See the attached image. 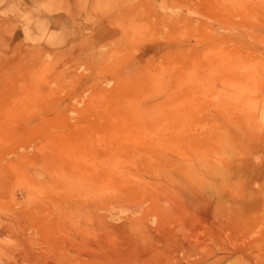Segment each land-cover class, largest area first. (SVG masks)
<instances>
[{
  "label": "rangeland",
  "instance_id": "374dc122",
  "mask_svg": "<svg viewBox=\"0 0 264 264\" xmlns=\"http://www.w3.org/2000/svg\"><path fill=\"white\" fill-rule=\"evenodd\" d=\"M0 224V264H264V0H0Z\"/></svg>",
  "mask_w": 264,
  "mask_h": 264
},
{
  "label": "bare ground",
  "instance_id": "6f19581e",
  "mask_svg": "<svg viewBox=\"0 0 264 264\" xmlns=\"http://www.w3.org/2000/svg\"><path fill=\"white\" fill-rule=\"evenodd\" d=\"M194 183V182H193ZM203 185H205V184H203ZM202 185V186H203ZM196 187V186H195ZM204 187V186H203ZM239 191V190H238ZM237 194V193H236ZM227 196V195H226ZM227 198H228V196H227ZM217 202V201H216ZM242 205V204H241ZM238 206V205H237ZM241 207V206H240ZM221 208V207H220ZM223 208V207H222ZM226 208V207H225ZM221 210V209H220ZM226 210V209H225ZM230 211V210H229ZM246 211V210H245ZM249 211V210H248ZM221 212V211H220ZM233 212V211H232ZM244 212V211H243ZM238 213H240V212H238ZM247 215V214H246ZM258 215H259V213H258ZM223 216V215H222ZM247 216H249V215H247ZM238 217V216H237ZM226 218V217H225ZM249 218V217H248ZM253 218H255V217H253ZM230 219V218H229ZM249 219H252L251 217L249 218ZM223 220V219H222ZM248 220V219H247ZM246 220V221H247ZM254 220V219H253ZM217 222H219V221H217ZM242 222H243V220H242ZM223 223V222H222ZM222 223H219L220 225L222 224ZM218 224V225H219ZM233 224V223H232ZM237 224H238V222H237ZM161 225V223L159 224V226ZM240 225V224H239ZM253 225V224H252ZM251 225V226H252ZM235 226V225H234ZM253 226H256V225H253ZM221 229H222V225H221ZM4 232H7V228L4 226V225H2V224H0V236L1 235H6ZM256 232V231H255ZM260 233V232H259ZM253 235H254V233H252ZM252 234H250L252 237H253V235ZM250 235H249V237H250ZM241 246V245H240ZM257 246H255V248H256ZM264 247V246H263ZM261 248V247H260ZM259 250V249H258ZM257 251V250H256ZM154 253H155V251L154 250H152V251H150V252H147V253H144V254H139V255H137V256H134V258H132V259H129V261H132L131 263H129V264H144V263H147L153 256H154ZM240 254V253H239ZM12 255H14V254H12V250L11 249H9L8 247H5V246H3L2 245V243H1V241H0V258L2 257V258H4V259H8L10 256H12ZM211 257V256H210ZM240 257H241V255H240ZM4 259H1V260H4ZM255 259V258H254ZM241 260V259H240ZM262 260V259H261ZM206 261V260H205ZM8 262V261H7ZM218 262V258H216L215 259V261H207V262H204L203 264H216ZM244 262V261H243ZM249 262V261H248ZM247 262V263H248ZM6 263V262H5ZM246 263V262H245ZM244 263V264H245ZM126 264H128V263H126ZM250 264V263H249Z\"/></svg>",
  "mask_w": 264,
  "mask_h": 264
}]
</instances>
